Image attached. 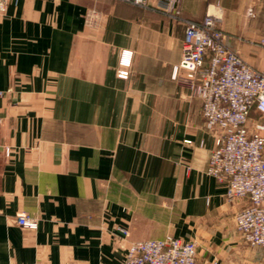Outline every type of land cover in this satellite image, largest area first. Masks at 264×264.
Here are the masks:
<instances>
[{"label": "crops", "instance_id": "obj_1", "mask_svg": "<svg viewBox=\"0 0 264 264\" xmlns=\"http://www.w3.org/2000/svg\"><path fill=\"white\" fill-rule=\"evenodd\" d=\"M216 6L227 43L256 67L264 0ZM87 9L101 13L97 26ZM185 26L123 0H9L0 14V264H120L126 240L197 243V264H264L243 243L224 184L206 173L214 135L184 75ZM236 36L242 41L235 39ZM130 60L127 79L117 76ZM26 213L36 229L17 224ZM128 230L127 239L117 229ZM120 240V242H118ZM122 245V246H120Z\"/></svg>", "mask_w": 264, "mask_h": 264}, {"label": "built area", "instance_id": "obj_2", "mask_svg": "<svg viewBox=\"0 0 264 264\" xmlns=\"http://www.w3.org/2000/svg\"><path fill=\"white\" fill-rule=\"evenodd\" d=\"M123 1L160 11L184 24L180 59L172 77L184 75L192 95L200 98L205 125L214 135L206 173L224 184L226 201L242 202L233 215L241 241L264 248V36L248 41L262 56L263 65L256 67L227 43L216 6L208 7L197 20L183 15L182 0ZM8 3L0 0V14ZM100 19L101 13L95 9L84 14L88 26H97ZM235 39L242 41L239 36ZM119 63L122 67L117 69V76L127 79L130 60L121 57ZM3 95L0 90V97ZM0 146L6 155L12 151L1 142ZM16 222L36 229L38 218L19 213ZM117 229L123 235L120 240L127 239L128 230ZM126 241L120 264H197L195 240L167 234Z\"/></svg>", "mask_w": 264, "mask_h": 264}, {"label": "rangeland", "instance_id": "obj_3", "mask_svg": "<svg viewBox=\"0 0 264 264\" xmlns=\"http://www.w3.org/2000/svg\"><path fill=\"white\" fill-rule=\"evenodd\" d=\"M259 36H264V34L261 33V34H259Z\"/></svg>", "mask_w": 264, "mask_h": 264}]
</instances>
